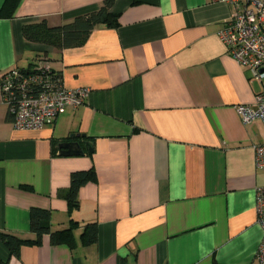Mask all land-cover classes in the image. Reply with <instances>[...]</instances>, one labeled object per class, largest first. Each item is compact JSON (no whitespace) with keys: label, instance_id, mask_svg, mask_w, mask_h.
<instances>
[{"label":"crops","instance_id":"1","mask_svg":"<svg viewBox=\"0 0 264 264\" xmlns=\"http://www.w3.org/2000/svg\"><path fill=\"white\" fill-rule=\"evenodd\" d=\"M6 1L0 76L41 55L65 88L89 92L52 124L19 130L0 90V233L34 239L35 207L50 212L51 232L72 227L73 237L71 247L45 234L16 253L0 239V264H258L264 170L254 146L264 143V123L243 124L234 106L252 103L264 80H250L217 36L234 6L114 0L117 27L97 25L83 45L60 49L27 41L23 27L61 26L104 0H14L5 10ZM70 140L83 154H59ZM87 169L94 179L69 210L70 174ZM94 222L97 241L85 244Z\"/></svg>","mask_w":264,"mask_h":264},{"label":"built area","instance_id":"2","mask_svg":"<svg viewBox=\"0 0 264 264\" xmlns=\"http://www.w3.org/2000/svg\"><path fill=\"white\" fill-rule=\"evenodd\" d=\"M234 6L231 15L217 32L228 54L249 72V79L264 80V0H221ZM28 71L13 67L0 76L2 101L19 130H39L52 124L66 107L76 108L88 95L86 88L67 89L61 78L38 58ZM235 112L245 125L264 123V89L248 104H237ZM255 166L264 170V143L254 146ZM257 223L262 238L255 252V261L264 264V186L256 188Z\"/></svg>","mask_w":264,"mask_h":264},{"label":"trees","instance_id":"3","mask_svg":"<svg viewBox=\"0 0 264 264\" xmlns=\"http://www.w3.org/2000/svg\"><path fill=\"white\" fill-rule=\"evenodd\" d=\"M113 2L114 0H104L99 9L76 16L61 26L49 27L44 20L25 25L22 29L23 36L27 41L43 43L60 49L81 46L86 42L90 32L97 25L111 28L118 26V15L110 12ZM14 3V0H7L4 4L5 10L6 8L9 9ZM40 57L42 56H37L27 69H19L28 71V69H31L36 64L35 61ZM55 73L61 78L59 73L56 71ZM94 176L93 169L71 172L69 186L64 193V199L69 206V210L77 207L79 189L90 180H93ZM49 221L50 212L48 210L33 207L30 211V231L34 234V239H22L7 233H0V239L9 248L11 253H16L22 245L40 243L45 234H49L52 244L65 243L72 247V227L63 231L51 232ZM81 237L85 244H94L97 241L96 223L87 224Z\"/></svg>","mask_w":264,"mask_h":264},{"label":"water","instance_id":"4","mask_svg":"<svg viewBox=\"0 0 264 264\" xmlns=\"http://www.w3.org/2000/svg\"><path fill=\"white\" fill-rule=\"evenodd\" d=\"M71 137H80L79 135H71ZM84 145L86 146L89 152H92V144L89 141H85ZM59 154L61 155H81L83 154V149L79 142L70 140L59 143Z\"/></svg>","mask_w":264,"mask_h":264}]
</instances>
